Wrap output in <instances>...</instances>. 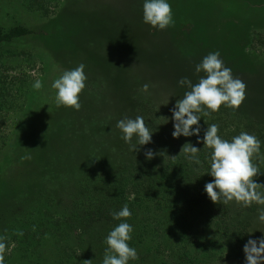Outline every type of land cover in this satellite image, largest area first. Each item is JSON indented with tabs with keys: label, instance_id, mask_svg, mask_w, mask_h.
Masks as SVG:
<instances>
[{
	"label": "trees",
	"instance_id": "obj_1",
	"mask_svg": "<svg viewBox=\"0 0 264 264\" xmlns=\"http://www.w3.org/2000/svg\"><path fill=\"white\" fill-rule=\"evenodd\" d=\"M46 1L52 5V13L35 19V24L23 22L27 13L21 12H12L10 21L0 22V57H16L15 48L29 49L32 57L41 60L44 56L59 77L62 71L71 70L69 62L77 66L88 60L97 65L104 43L123 45L128 41L131 28L109 20L117 8L114 0H94L103 4L91 9L86 7L90 0ZM262 7L250 12L254 18H245L243 57L233 52L229 60L233 65L244 62L245 75L260 79L262 90L247 102V108L221 106L216 120L209 119L215 113L201 115L199 136L173 138L172 119L166 123L146 118L149 110L158 118L160 114L165 118V113L154 109L155 105L149 109L148 95L130 94L133 101L127 99L116 106L123 108L119 117L142 116L153 131L151 143L138 146L137 153L130 152L116 123L105 115L101 98L109 99L107 94L88 93L100 87L93 79L87 80L83 90L86 97L80 94L79 111L57 107L48 93H36L32 84L18 94L21 101L11 110L0 93V112L10 110L13 117L10 128L0 135V237L7 245L4 264H83L88 260L102 264L104 241L121 222L113 220L112 213L125 204L131 216L124 222L133 228L128 244L138 253V259L128 264H245L244 245L264 236L257 211L264 206L211 202L204 191L213 179L206 174L211 150L202 141L211 124H217L218 135L229 141L242 131L256 136L261 148L253 163L262 174L254 179L264 184V103L255 101L264 100V54L252 48L248 32L253 26L262 29L264 19L255 18L264 11ZM84 17L99 25L85 27ZM181 28L178 34L190 31L188 25ZM189 44L200 45L197 41ZM197 47H187L188 59ZM106 72L108 69L102 71L109 78ZM185 143L201 149V165L178 155ZM149 149L157 154L151 160L145 158ZM162 151L166 156L158 155ZM173 156L177 157L168 158ZM222 240L229 249L224 258Z\"/></svg>",
	"mask_w": 264,
	"mask_h": 264
},
{
	"label": "rangeland",
	"instance_id": "obj_2",
	"mask_svg": "<svg viewBox=\"0 0 264 264\" xmlns=\"http://www.w3.org/2000/svg\"><path fill=\"white\" fill-rule=\"evenodd\" d=\"M90 1L86 4L87 9L103 4L101 2L96 4L94 0ZM114 2L117 4V8L114 16L109 20L115 22L114 24L117 23L118 26L131 28L127 35L128 41L123 45L104 43L99 50V56L96 57L97 65L92 66L88 60L81 63L85 65L84 72L87 80L93 79L97 84H100L99 89L88 93H101V97L107 94L110 99L101 98L106 107L104 111L108 121L115 124L120 120V117L122 119L123 114L120 117L119 114L123 108L116 106L119 103L124 105L127 99L133 101L134 98H131L130 94L132 96L138 93L143 97L148 95L146 99L149 100V109L155 105L154 109L165 113V118L168 117L169 122L172 114L171 109L177 99H182L184 93L188 91L186 87L178 85L179 79L187 77L193 84L198 82L204 74L196 73L195 66L211 52L218 51L220 59L226 67L231 69L233 76L246 84V98L240 107L247 108V102L253 100L255 95L260 94L262 90L260 79H256L257 82L254 78H248L249 75H245L243 61V65H233L229 60H232L233 52L240 58L243 57L245 53V18L250 16L248 20L254 18L250 12H255L260 6H263L264 9V0H167L172 8L174 23L164 30L154 29L144 23V0H114ZM52 10V5L46 0H28V2L27 0H0V22L2 23L5 18L9 19L8 15H11L12 12L17 14L21 12V14L27 13L23 22L26 20L28 24H35V19H39L40 16L48 17ZM255 16L256 19H264V11L256 13ZM83 20L85 27L99 25L98 21L94 23L95 20L87 17H84ZM183 25L189 26V33L180 32L178 34ZM69 28L71 27L69 26ZM261 28L253 26L248 32L251 34L252 48L262 55V53L264 54V25ZM247 36L248 34H246ZM196 41L200 44L198 47L189 44V42L194 44ZM189 46L194 49L197 47L195 52H192L193 56L190 54L191 59L186 57ZM13 52L16 57H11L8 54H3L0 57V93L3 94V104L7 106L6 108L17 106L21 101L18 94L24 93L25 86L33 85L37 79L43 86L36 90V93H48L49 99L54 101L55 91L51 86L49 88V85H52L53 81L58 78V72L53 68V65L47 62V59L39 51L35 53L42 56L41 60L32 57L29 49L15 48ZM68 64H70V69L80 65L76 66L72 62ZM107 69L109 72L106 73L109 78L102 73ZM145 83L150 85L148 92L141 91V87ZM83 93V91L80 93L81 97L85 98ZM110 101L114 104H111ZM255 101L264 103V100ZM10 110L9 113L5 110L0 112V135L3 134V131L6 133V128H10L12 125L13 117ZM151 112L153 111L149 110L146 118L154 121L161 117V114L158 118L155 114L151 115ZM249 115H245V118ZM251 115H254V112ZM209 119L216 120V112ZM229 228L232 226L229 225ZM11 244L12 242L9 240V246ZM221 245L225 247L221 256L224 258L229 251L227 241L222 240Z\"/></svg>",
	"mask_w": 264,
	"mask_h": 264
},
{
	"label": "clouds",
	"instance_id": "obj_3",
	"mask_svg": "<svg viewBox=\"0 0 264 264\" xmlns=\"http://www.w3.org/2000/svg\"><path fill=\"white\" fill-rule=\"evenodd\" d=\"M143 21L154 29L164 30L174 23L172 8L167 0H144ZM85 65L80 64L74 69L64 70L56 78L51 87L55 91L54 102L57 107L71 108L79 111L80 93L86 86L87 76ZM196 73H203L198 82L192 83L187 77H182L178 85L186 87L182 99H177L171 109L173 122V138L199 136V121L201 115L209 116L217 112L222 105L233 110L238 109L246 98V84L233 76L229 67L220 59V53L211 52L202 58L195 66ZM39 79L33 88H42ZM150 85L145 83L141 91L148 92ZM166 123L167 118L161 117ZM195 126V127H194ZM116 128L122 133L121 138L129 145V151L137 153L138 146L151 143L153 131L146 125L142 116L125 117L116 123ZM219 126L211 124L203 135V146L210 151L208 157L209 169L206 174L213 179L205 184L204 191L214 204L228 205L235 202L242 207L253 204L264 206V184L255 182V177L262 174L253 163L254 155L259 154L261 141L254 135L242 131L231 141L218 135ZM135 137V143L133 139ZM201 143V140H197ZM201 149L191 143H185L178 155L183 154L189 161L201 165L199 152ZM154 155L151 149L145 152V158L151 160ZM160 156H166L162 151ZM177 156L168 157L175 159ZM30 158V157H26ZM258 221L264 224V207L258 208ZM131 216V211L125 204L121 210L112 213L113 220L121 221L107 235L104 243L106 249L102 264H128L130 260L138 259L135 248L130 247L132 226L124 222ZM22 235V232L19 233ZM5 238L0 237V264H4L7 245ZM245 264H264V236L259 240L249 239L243 247ZM83 264H92L91 260Z\"/></svg>",
	"mask_w": 264,
	"mask_h": 264
}]
</instances>
